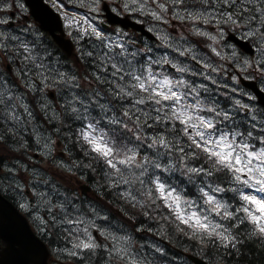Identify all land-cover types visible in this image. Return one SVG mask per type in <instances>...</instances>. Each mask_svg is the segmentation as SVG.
<instances>
[{
    "label": "snow or ice",
    "instance_id": "6c2138e0",
    "mask_svg": "<svg viewBox=\"0 0 264 264\" xmlns=\"http://www.w3.org/2000/svg\"><path fill=\"white\" fill-rule=\"evenodd\" d=\"M61 3L54 0L53 7L59 9ZM152 3L156 10L150 14L154 19L167 24L170 14L171 19L189 23L193 35L212 41L210 52L221 60L225 56L216 46L217 37L239 32L256 58L241 59L235 46L231 58L241 71L251 68L264 78V0ZM144 7L141 5V9ZM64 21L71 27L75 17L65 14ZM0 36L4 37L0 46L5 49V41H16L13 47L23 64L19 72L25 88L45 96L53 91L61 98L60 113L53 119L63 114L81 121L76 138L82 141V147L87 146L85 155L102 164L109 189L119 191L123 186L120 196L128 198L133 206L137 202L133 190L144 197L146 205L159 200L169 210L177 230L187 229L186 234L202 244L211 242L238 252V245L243 243L238 237L241 225L250 226L248 235L264 242V108L227 93L222 104L217 89L198 83L194 78L219 88L214 76L221 68L212 56L185 46V37L177 41L167 33L158 39L176 55H157L150 47L126 45L121 37L112 39L89 24L78 39L94 37L98 44L91 50H81L80 58L92 68L83 77L88 83V89H83L80 75L63 70L39 39L25 42L17 36ZM189 60L195 67H189ZM166 65L174 72L169 73ZM50 107V102L41 104L45 113ZM24 116L32 117L24 97L0 83V120L10 124L8 131L16 134ZM53 143L47 139L44 148ZM59 166L63 167V162ZM35 175L38 180L32 185L31 199L20 207L31 208L30 215H34L38 227L66 232L65 239L71 237V248L63 250L68 256H80L85 250L94 254L103 248L106 264H149L142 246L134 247L132 235L100 228L95 222L99 211L94 206L89 203L85 209L76 198L61 193L52 181ZM185 184L190 186L187 190ZM16 191L23 198L21 185H16ZM92 229L100 232L106 243H98ZM153 248L163 252L155 245Z\"/></svg>",
    "mask_w": 264,
    "mask_h": 264
},
{
    "label": "rangeland",
    "instance_id": "374dc122",
    "mask_svg": "<svg viewBox=\"0 0 264 264\" xmlns=\"http://www.w3.org/2000/svg\"><path fill=\"white\" fill-rule=\"evenodd\" d=\"M103 1H107V3L111 6V8L119 13L124 15L125 13H129L133 18L138 19V18H142L144 20H146V22L148 24H154V21H156V19H154L152 17V15L150 14L152 12V10H144L143 11V16L144 17H140L139 16V11H141V5H145V7L143 9L148 8V5L151 6L152 2L151 0H70L69 1V6L66 7L64 3H61V6L59 8V10L62 12L63 14V20L65 17V14H68L69 16L75 17V24H73V26L68 27L65 25V28L68 29V31H70L71 33H73V37L75 38V41L77 43V49L78 50V60H81L80 58V53L82 49H88L91 50L93 45H97L98 41L95 40L94 37H88L85 36L84 39H78V35L81 34V30L82 29H87L89 27V24H91L92 26L96 27L98 30L102 31L106 36L112 38V39H116L117 37H121L124 41V43L127 45L129 43H134L135 46L140 47L138 45L140 39L137 36V33L131 31V30H123L120 29L118 27H113L111 29H105L101 26V21H104L103 17L101 16V4ZM154 11V10H153ZM152 18V19H151ZM4 19V17L1 16L0 20ZM139 20V19H138ZM87 21V22H86ZM140 21V20H139ZM65 23V21H64ZM168 23L171 24V26L169 28H162L159 27L157 25H152V29H154L158 35L163 34V33H167L170 37L174 38L175 40L179 41L180 37L183 36L186 38L187 40V44L185 46H191L193 47L197 52H199L200 54H203L202 52V44L201 41L199 39L200 36H196L193 35L192 33V29H191V25L187 22H181L179 20H168ZM150 25V26H151ZM208 31L213 32L214 30L210 27H207ZM10 30H7L6 28L4 29L3 27L0 28V33H10ZM184 32H189L191 33L193 36H190L189 34H186ZM37 36H40L39 34H36ZM226 35V34H225ZM217 41L218 44L216 45L218 47V50L221 51L222 55H225V57H227V62H233L234 63V68L237 69L238 71H240L241 74L243 75H248V76H252L253 78H258V81L260 83V86L262 88H264V78H262L261 74L258 71H255L254 69H248L247 71H241L240 68L237 66V61L234 58H231V51H227L232 49V44L227 42L225 40V36L221 39L220 37H217ZM212 42V41H211ZM212 44V43H210ZM209 44V45H210ZM162 45L163 49H167L166 52H163L162 50H160V53L157 55H164L166 53H172L171 49H168L167 47H165L163 44H159ZM145 46L148 47V42H145L144 46L142 48H144ZM200 49V50H199ZM57 52V48L55 46L52 47L50 51ZM13 54L15 55V58L18 57L15 53V51H12ZM176 55V54H175ZM173 55V56H175ZM240 58L243 59L245 56L248 55H243V54H239ZM0 57H1V53H0ZM10 57V56H9ZM56 59L60 61L61 66L63 67V70L65 71H69V72H74V73H78L81 77L80 83L82 85L83 89H88V83L87 81H85L83 79L84 75H85V70L84 67L81 66L79 63H71V66H66L65 62L62 55L59 53H56ZM248 58L253 59L256 57L253 56H248ZM180 60H184L183 57L179 58ZM71 62V60H70ZM189 64V67H195V63L193 61H186ZM227 62H222V63H216V66L221 68V72L219 73L218 76H214V78H216L219 81L220 87H224L225 85L227 87H225L227 89V91L225 93H227L229 96H234L236 98H239L242 100V102L244 103H249L252 105H256L257 107L261 106L256 102L255 97L253 96V94L244 89L240 84H238L237 79L233 80L231 76L228 75L227 70H229V66L230 63ZM20 68L16 67L17 70V75L20 74L19 72ZM167 71L169 72V69H167ZM174 72V69H173ZM170 73V72H169ZM197 82H203V83H208L209 87H211V83L208 81H203L201 78L197 77ZM228 78H230L228 80ZM0 83H3V86L5 88H8L11 90L10 84L8 82L4 83V81H2V77H0ZM25 81H21V82H15V85H19V87H21V90L18 93H13L19 96H23L25 99V102L27 103L28 107L30 108V110L32 111V117H27L24 116V124L18 126L19 128H21L23 131L27 130V124L31 121L34 124H30V133H32V137L33 140L35 142L37 151L41 156H45L44 159L41 161V163L43 164V167H47L49 166V164L46 163V161L44 160H48L49 158L47 157H52L53 158V171L57 172V174L55 175V180L57 181V183L59 184L57 187L59 188L61 193H67L69 195V197H73V195H77L78 197V202L83 205L84 203V208L87 209L89 203L94 206L98 211H99V218L96 219V224L100 227V228H107L109 231L115 232L118 235H123L125 233L132 235L133 238V245L136 248H141L142 246V253L143 254H147L148 256V261L149 264H168V263H164L161 262L159 260L158 257V253L160 252H156L153 248V245H155L158 248L163 249V240H167L168 237L167 236H162L161 235V231L166 232L167 229L171 228V230L173 229L172 227L176 226V222H174L173 217L169 214V210L167 208H165L162 204V202H160L159 200L156 201L155 204H150V205H146L145 204V200L144 197L142 195H140V193L136 192L135 190H133V195L137 196V204L139 206H141L142 208L145 209V211L148 212L147 217L149 219H151V223L155 225V232L152 235L151 233L153 232L152 230L145 232L144 237L147 240L146 243L141 244L138 243V241L134 240L133 237V233L130 232L128 230L127 225L124 226L123 225V221L120 222L119 224L115 225V224H110L108 222H105L103 219L104 217L107 215L106 211L102 210L104 207L102 204L99 203L100 206H98V202H96V199H92L91 197H83L80 193V191L78 190V183L79 181H83L84 180V176L85 174L82 173L85 170V164H83L80 160L77 159H73L71 157V153H65L64 157H59V150L61 148H56V142L57 139H60V136L58 135V137H56V133L60 134L62 133V129L67 127V123L63 121V114L59 115L58 118L53 119V117L56 115V113H60V104L62 103L61 98H58V101L56 100H51L48 95H42L41 94V104L44 103H48L50 102L51 107L49 108V110L47 111V113H45V111H43V109L41 108V105H39V108H32L29 103H28V99H27V89L24 86ZM232 89H236L235 92L232 91ZM58 95V94H57ZM217 98L221 101V103L223 104V100L221 99V97L224 95V93H222L220 90L216 92ZM251 97V98H250ZM19 111V110H18ZM20 112V111H19ZM22 115L23 113L20 112ZM39 113H43V117H47L49 116L52 119V122H58V128H56L54 131L50 130L49 128H38L36 126L40 127V124H38V119H36V114ZM93 115H95V113H93ZM77 122V124L79 125L77 132H76V137L78 134V130L81 128L82 123L81 121L75 120ZM9 124V123H7ZM43 124V122H42ZM43 126H45L43 124ZM71 135V134H69ZM62 136L64 137L63 133ZM62 137V138H63ZM47 139H51L54 143L52 145H49V148H44V144L46 142ZM39 141V143L37 142ZM76 141L77 138H76ZM14 150H20V148L18 146L14 145ZM62 150L64 151H68V147L66 145V143L64 142V140L62 139ZM79 152H81V150H79ZM63 162V167H60V163ZM69 169H71V171H69ZM41 177L45 178V176L43 174H40ZM31 179L33 182L30 184V188H32V185L37 183V180L34 181L33 178H29ZM80 179V180H79ZM10 181L13 183V186L16 188V185L19 184L22 186L25 185L24 181L21 180V178L18 176V174L16 175L15 179H10ZM55 185V184H54ZM123 186L120 190L123 191ZM75 191H77V193H75ZM21 196V195H20ZM31 198H29L28 196L24 195L23 198L21 197V200L23 203H25L27 200H29ZM128 202H130V200L128 198H125ZM133 203V202H130ZM105 209V208H104ZM129 225V224H128ZM131 229V228H130ZM159 231V232H158ZM173 231V230H172ZM158 233V235H157ZM103 238V241L100 242L101 245H103L104 243H106L104 236L101 235ZM99 243V242H98ZM71 246L67 245V244H61L58 246L57 251L59 252H65L63 251L64 249H70ZM148 248V249H147ZM66 257V256H65Z\"/></svg>",
    "mask_w": 264,
    "mask_h": 264
},
{
    "label": "water",
    "instance_id": "95a60500",
    "mask_svg": "<svg viewBox=\"0 0 264 264\" xmlns=\"http://www.w3.org/2000/svg\"><path fill=\"white\" fill-rule=\"evenodd\" d=\"M103 9L105 10V16L109 23L120 24L124 28H132L134 30H140L144 33H148L143 29V26L129 17L118 16L111 12L106 4ZM43 14L38 12L34 13L35 18L40 21L41 28L49 31L55 42L67 53H71L72 44L68 39L64 38V33L61 27V22L52 21L55 24L49 25L51 21L45 10L42 9ZM55 30L60 33L55 34ZM149 34V33H148ZM235 42L238 43L244 50L251 52L248 47V43L239 39L234 38ZM243 84L249 86L256 93L259 102L264 104V93L260 91L253 81H244ZM0 237L7 242L5 248V257L14 264H30V262L39 261L41 258H45L47 250L46 247L37 241V239L31 234L27 224H25L23 218L15 211L11 205L0 197ZM18 245L19 248H15ZM187 256L194 261L195 264H213L208 263L205 260L198 258L194 255L187 254ZM4 257L0 259L3 263ZM6 264V263H5Z\"/></svg>",
    "mask_w": 264,
    "mask_h": 264
},
{
    "label": "trees",
    "instance_id": "16d2710c",
    "mask_svg": "<svg viewBox=\"0 0 264 264\" xmlns=\"http://www.w3.org/2000/svg\"><path fill=\"white\" fill-rule=\"evenodd\" d=\"M68 121L70 123V127L73 129L74 125L71 122V119H69ZM81 144L82 141H78V148L82 152L78 153L79 159L84 163L92 165V167H89L90 171H92L94 168V171L100 173L103 168L102 164L97 165L90 156H86L84 148L87 146L85 145L84 147H82ZM87 171L89 172L88 168ZM189 187L190 186L186 184L184 185V188L186 190ZM189 195H191V192H189ZM228 196H231V193H228ZM227 198L228 197H225V199ZM123 208L124 215H126L133 222L147 224V222L149 221V218L144 215V208L136 204L135 206H133L132 203L125 202L124 199ZM227 223L228 222H225L226 225ZM172 230L171 228H169L166 232L161 231L162 236L168 237L166 256L169 260L172 261L171 263L182 264L181 261L176 260V258L180 256L178 250L186 249L202 257H206L210 261L222 264H264V242H261L256 237L248 235L250 226L241 225L239 229L238 237L241 241H243V243L242 245H238V252L232 249L225 250L222 247L213 245L211 242L202 244L198 239L192 236L190 239H187L188 235L186 234V232H184L185 235L183 236L179 232H177L176 229H174L173 231Z\"/></svg>",
    "mask_w": 264,
    "mask_h": 264
},
{
    "label": "flooded vegetation",
    "instance_id": "af4514ba",
    "mask_svg": "<svg viewBox=\"0 0 264 264\" xmlns=\"http://www.w3.org/2000/svg\"><path fill=\"white\" fill-rule=\"evenodd\" d=\"M151 2H152V0H151ZM3 3H4V1L0 0V4L2 5ZM23 6H24V9L26 11H28V8L24 5V3H23ZM144 10H148V11L152 10L153 11V10H155V5L152 3L151 6L148 5V8L142 9L141 11H139L140 17H144L143 16ZM8 12L9 13L12 12V16H15L14 10L13 11L9 10ZM25 15L26 14H24V16ZM25 17L28 18L27 15ZM14 20L17 23L21 22L19 16H17V15L14 17ZM13 24H14L13 21H10L8 23V25H13ZM28 147L30 148L31 146H28ZM32 150L33 149H27V152H26V153L32 154V156H33L32 159H28L29 155L18 156V158H19L18 160H14L12 158L10 159L9 156L4 155V154L1 155L0 156V179L7 180L10 177H12L13 173L11 170H18L19 171L18 174H20V175L24 174L22 172L24 170L28 171V172L32 171V172H30V174L35 176L36 172H38L37 170H39L40 164L38 165L37 163H34L31 160L36 161L38 159H43L44 157L40 156L38 152L32 151ZM59 154L61 156H64V153L62 151H59ZM40 167L43 168L42 166H40ZM2 168H4L6 170V172L2 171ZM50 168H51V166L49 168H45V171H44L45 175L54 176L55 173H54V171H51V170L49 171ZM0 192L5 196V198H7L9 201H11V203L13 205H15V207L25 216V218L28 220L29 225L32 228V230L35 232V234L37 236H39L41 238V240H43L47 245H49L51 243V241H53L54 239L57 238L56 235L59 234L60 231L55 230V229H51V228H49L48 231H45L43 228L38 227V221L35 220L34 215H30L31 208H21L20 207V204L22 203L21 197H19L17 195V193L14 192L12 187H10L9 185L7 186V184L3 181H0ZM25 193L30 194V191L28 189H25ZM95 194L97 196V193H95ZM97 197L99 200H102V198L100 196H97ZM96 236L98 237V239H100L98 232L96 233ZM4 245H5L4 242L0 239V251L3 249ZM59 256H60L59 253L52 252L49 255L48 261L50 262V264H96L94 256L88 257L89 258L88 261L83 260V259L82 260L78 259L77 263H75L73 261L63 262Z\"/></svg>",
    "mask_w": 264,
    "mask_h": 264
},
{
    "label": "bare ground",
    "instance_id": "6f19581e",
    "mask_svg": "<svg viewBox=\"0 0 264 264\" xmlns=\"http://www.w3.org/2000/svg\"><path fill=\"white\" fill-rule=\"evenodd\" d=\"M248 262H249V261H248ZM248 262H247V263H248ZM253 264H254V263H253Z\"/></svg>",
    "mask_w": 264,
    "mask_h": 264
}]
</instances>
